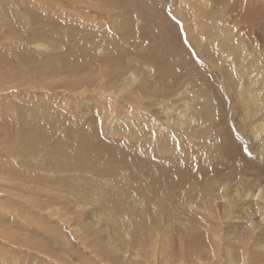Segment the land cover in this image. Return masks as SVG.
I'll use <instances>...</instances> for the list:
<instances>
[{
  "label": "rangeland",
  "instance_id": "rangeland-1",
  "mask_svg": "<svg viewBox=\"0 0 264 264\" xmlns=\"http://www.w3.org/2000/svg\"><path fill=\"white\" fill-rule=\"evenodd\" d=\"M0 264H264V0H0Z\"/></svg>",
  "mask_w": 264,
  "mask_h": 264
},
{
  "label": "bare ground",
  "instance_id": "bare-ground-1",
  "mask_svg": "<svg viewBox=\"0 0 264 264\" xmlns=\"http://www.w3.org/2000/svg\"><path fill=\"white\" fill-rule=\"evenodd\" d=\"M233 4H234V3H233ZM242 4H243V3H242ZM235 7H236V6H235ZM238 7H239V6H238ZM259 12H260V11H259ZM261 13H262V12H261ZM255 14H258V13L255 12ZM259 16H260V15L258 14V16H256V17L259 18ZM172 78H173V76H172ZM233 148H234V147H233ZM137 155H139V154H137ZM137 155H136V156H137ZM145 156H146V155H145ZM144 158H145V157H144ZM147 158H148V157H147ZM150 159H151V158H148L147 162L150 163V161H149ZM140 160H141V159H140ZM141 162H142V161H141ZM146 164H147V163H146ZM130 168H131V167H130ZM166 174H167V173H166ZM186 174H187V173H186ZM171 175H172V174H171ZM169 177H170V176H169ZM184 177H185V176H184ZM170 179H171V178H170ZM183 179H185V178H183ZM151 181H152V179L150 180L149 183L152 184V185H155V182H151ZM183 182H184V180H183ZM190 182H191V180H190ZM170 183L174 184L175 182H170ZM170 183H169V184H170ZM176 183H177V185L180 184V186H182V185L185 184V182H184V184H183V183L180 182V181H178V182H176ZM201 183H202V182H201ZM169 184H168V185H169ZM186 184H187V183H186ZM188 184H190V183H188ZM186 186H187V185H186ZM208 191H209V190H208ZM156 192H157V191H156ZM165 194H166V193H165ZM173 195H174V194H173ZM180 195H181V194H180ZM258 197H259V195H258ZM178 198H179V197H178Z\"/></svg>",
  "mask_w": 264,
  "mask_h": 264
}]
</instances>
